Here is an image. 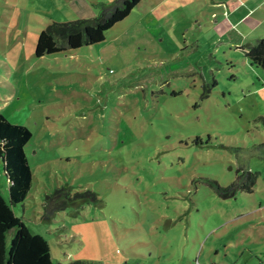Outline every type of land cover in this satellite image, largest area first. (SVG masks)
<instances>
[{"label": "rangeland", "instance_id": "obj_1", "mask_svg": "<svg viewBox=\"0 0 264 264\" xmlns=\"http://www.w3.org/2000/svg\"><path fill=\"white\" fill-rule=\"evenodd\" d=\"M113 1L0 0V114L32 133L34 179L14 214L53 264H264V68L243 49L264 38V0H143L103 42L35 56L48 25ZM240 168L260 173L252 193L205 184ZM65 184L102 206L43 221Z\"/></svg>", "mask_w": 264, "mask_h": 264}, {"label": "trees", "instance_id": "obj_2", "mask_svg": "<svg viewBox=\"0 0 264 264\" xmlns=\"http://www.w3.org/2000/svg\"><path fill=\"white\" fill-rule=\"evenodd\" d=\"M143 0H115L112 3L94 4L97 17L77 19L62 23L53 22L39 35L35 56L63 53L84 46L96 45L105 40L106 32L119 22L128 18ZM247 58L264 68V38L243 48ZM217 86L214 80L205 87L208 97L210 89ZM208 94H207V93ZM32 139L30 130L19 124H12L0 114V159L4 162L5 172L10 183V204L0 194V264H53L50 243L39 233L31 232L23 220L14 214L13 206L25 201L32 187L34 174L29 166L24 147ZM260 158L264 159V142L254 147ZM237 178L227 186H220L214 179H204L221 199L235 197L238 192H253L260 173L250 168H240ZM92 190L74 191L68 185L56 187L52 194L45 196L41 219L51 222L55 215L69 207L80 208L84 204L102 206V200ZM67 264H94L85 260Z\"/></svg>", "mask_w": 264, "mask_h": 264}, {"label": "crops", "instance_id": "obj_3", "mask_svg": "<svg viewBox=\"0 0 264 264\" xmlns=\"http://www.w3.org/2000/svg\"><path fill=\"white\" fill-rule=\"evenodd\" d=\"M140 4H141V3H140ZM140 4H139V5H140ZM137 6H138V5H137Z\"/></svg>", "mask_w": 264, "mask_h": 264}]
</instances>
